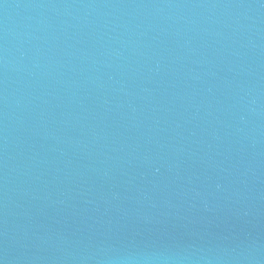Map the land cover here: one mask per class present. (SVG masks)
Segmentation results:
<instances>
[{"label":"water","instance_id":"1","mask_svg":"<svg viewBox=\"0 0 264 264\" xmlns=\"http://www.w3.org/2000/svg\"><path fill=\"white\" fill-rule=\"evenodd\" d=\"M0 264H264V0H0Z\"/></svg>","mask_w":264,"mask_h":264}]
</instances>
